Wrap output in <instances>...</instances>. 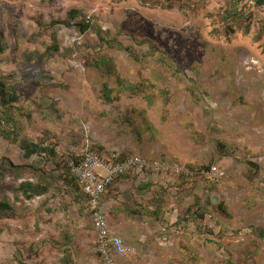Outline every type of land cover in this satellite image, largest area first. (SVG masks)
I'll use <instances>...</instances> for the list:
<instances>
[{"label": "rangeland", "instance_id": "374dc122", "mask_svg": "<svg viewBox=\"0 0 264 264\" xmlns=\"http://www.w3.org/2000/svg\"><path fill=\"white\" fill-rule=\"evenodd\" d=\"M74 7L94 23L85 35L65 24ZM0 83L31 111L21 133L47 134L57 162L99 145L109 160L218 169L215 183H156L153 209L129 215L140 243L125 241L115 264H264V0H0ZM3 163L20 169L0 190L14 209L0 215V264H102L65 168L44 154L27 161L0 132ZM27 163L58 178L33 200L18 192L36 182Z\"/></svg>", "mask_w": 264, "mask_h": 264}, {"label": "trees", "instance_id": "16d2710c", "mask_svg": "<svg viewBox=\"0 0 264 264\" xmlns=\"http://www.w3.org/2000/svg\"><path fill=\"white\" fill-rule=\"evenodd\" d=\"M72 22L76 23L75 25L79 29V32L82 35L87 34L94 26V23L92 22L91 18L86 14V12L83 9H79L75 7L68 11L65 24L69 25ZM103 40L106 41L105 39ZM107 42L108 44H110L109 41ZM52 50L58 51L59 46L55 43L52 46ZM97 61L100 62L101 64L102 63L106 64L107 66H105L104 68L107 70L108 59H106L105 57H101ZM18 100H19L18 95L14 91L13 92L7 91V84L0 83V105H1L0 107V132H4L7 138H11V139L16 138L20 141L27 161L31 159L35 154H44L46 156V164L54 163L56 168L60 171L62 168H65L66 171L63 172L59 176V178H62L64 180L65 190L71 194L74 201L80 205L81 210L84 211L87 217L90 219V213L87 212L88 210L87 204L89 200L88 195L83 192L77 179L71 173V163L73 162L75 164L79 163L82 160L83 156L82 155L70 156L69 158L63 159V161L57 162L56 160L59 154L54 146L55 143L51 139H49L47 134L44 136V138L40 139V141L38 142L28 139V137L22 134L21 132H22L23 127L22 128L20 127L22 125L21 119L23 117L30 118L31 111L25 110L24 112H22L21 109L16 107L14 104ZM109 101L112 102L114 101V99L109 100ZM94 151L98 153L99 155H101L102 157H104L105 149L103 146L98 145ZM127 157L129 156L121 155L119 158H116L113 161L120 162L126 159ZM248 164L255 167L256 169H260V165L257 162L248 161ZM26 167L29 169L30 172L33 173V176L36 179L35 183L24 182L18 188V192H21L22 195L27 200H33L34 198L38 196H44L48 194L51 191L54 184L56 183V181H58L57 180L58 178L51 173L52 170L47 169L46 166L34 167L33 165H30L29 163H27ZM189 167L194 168L192 166H189ZM211 168L212 166H204L203 168H198V169L210 170ZM9 169L18 170L20 169V167H17L12 163L11 164L10 163L0 164V190L3 187L5 177ZM129 176L130 175H126V176L118 178L114 182V184L121 178L129 177ZM13 212H14V209L7 202L6 196L5 198L0 199V215L3 217H7ZM199 216L201 218L203 217L202 214ZM91 225H92V228L94 229L92 222H91ZM1 233H2V230H0V234Z\"/></svg>", "mask_w": 264, "mask_h": 264}, {"label": "built area", "instance_id": "2783aa9c", "mask_svg": "<svg viewBox=\"0 0 264 264\" xmlns=\"http://www.w3.org/2000/svg\"><path fill=\"white\" fill-rule=\"evenodd\" d=\"M79 163H71V173L81 189L88 195L90 221L96 235L97 255L102 264H115L117 258L127 256L131 251L125 241L110 230V224L103 208V200L114 182L123 176L167 175L184 180L202 178L209 183L220 180L218 169L191 168L179 162L147 159L139 155L129 156L117 162L105 159L92 149L82 155Z\"/></svg>", "mask_w": 264, "mask_h": 264}, {"label": "crops", "instance_id": "0c3cea01", "mask_svg": "<svg viewBox=\"0 0 264 264\" xmlns=\"http://www.w3.org/2000/svg\"><path fill=\"white\" fill-rule=\"evenodd\" d=\"M169 177L171 176L147 175L145 177H132L130 175L118 180L109 189L103 200V208L107 214L112 234L121 237L127 243H140L141 240L137 236L143 232V229L141 230L142 226L137 217L129 216L130 214L135 215L136 211H133L132 208H149L152 210L153 206L151 202L154 201L155 188H159V185H156V183L162 185L164 179L165 181L166 179L169 180ZM130 179H137V183H135L137 186L140 182H144V185L138 187L142 191L138 190L136 192L135 189L131 190L132 185L130 184H132V181ZM147 190L148 192L142 195ZM149 201L151 202L149 203ZM136 213L139 214L138 212Z\"/></svg>", "mask_w": 264, "mask_h": 264}, {"label": "water", "instance_id": "95a60500", "mask_svg": "<svg viewBox=\"0 0 264 264\" xmlns=\"http://www.w3.org/2000/svg\"><path fill=\"white\" fill-rule=\"evenodd\" d=\"M216 202H217V201L214 199V200H213V203H216Z\"/></svg>", "mask_w": 264, "mask_h": 264}]
</instances>
